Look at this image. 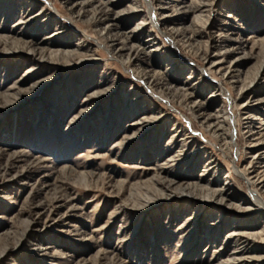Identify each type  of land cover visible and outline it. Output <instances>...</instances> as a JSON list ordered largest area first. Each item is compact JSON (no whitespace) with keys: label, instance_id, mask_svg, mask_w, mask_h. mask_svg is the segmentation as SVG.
Here are the masks:
<instances>
[{"label":"rangeland","instance_id":"1","mask_svg":"<svg viewBox=\"0 0 264 264\" xmlns=\"http://www.w3.org/2000/svg\"><path fill=\"white\" fill-rule=\"evenodd\" d=\"M151 4L130 65L119 39ZM263 42L264 0H0V264H264V71L242 91ZM147 66L226 124L230 149ZM207 183L222 206L179 195Z\"/></svg>","mask_w":264,"mask_h":264},{"label":"bare ground","instance_id":"2","mask_svg":"<svg viewBox=\"0 0 264 264\" xmlns=\"http://www.w3.org/2000/svg\"><path fill=\"white\" fill-rule=\"evenodd\" d=\"M164 5V4H163ZM138 7H134L133 6V8H130V9H128L127 11H129V12H133L134 13V11L137 9ZM109 10H110V5L108 4V3H106V4H103V5H101V8L100 9H97V10H95V12L92 14V16L90 17V20L89 21H91L92 23H94V25H95V27H100L102 24H103V22L105 21V19L106 18H110V13H109ZM155 8L153 7V5L151 4L150 5V11H149V13H148V18H147V15H146V17L143 19V22H141L140 23V25H139V27L134 31V32H132V33H129L128 35H124L122 38H120L119 39V41L121 40V49H126V50H128L129 51V56H128V58H127V60H126V62L128 63L129 62V64L131 65V61L132 60H138V53H137V50H135V46L132 44L133 43V41L135 40V32H136V34H137V32H140V33H142L143 31H146V29L148 28V22H150V24H153V26H157V24H156V19L154 18L155 16L154 15H156L155 14ZM138 11V10H137ZM126 12V11H125ZM90 22V23H91ZM181 32V33H180ZM110 33V32H109ZM174 33H175V35L176 34H179V36H184V37H186L185 36V32H182V31H179V30H174ZM173 34V33H172ZM202 34V33H201ZM118 35H114V38H115V40L114 41H117L116 40V37H117ZM137 36V35H136ZM112 37V36H111ZM194 37L195 36H190L189 38V40L191 41V40H194ZM113 38V39H114ZM178 38V37H177ZM181 39H183V38H181ZM149 40H151V41H153V40H155V39H149ZM114 41H112V42H114ZM188 41V40H187ZM190 41H188V44H190L191 42ZM257 42V41H256ZM264 43V42H263ZM192 44H190V46H191ZM156 48V50H158L159 49V46H155ZM28 52H30V53H32V54H34L35 53V51L33 50V49H29V51ZM63 54H65L66 55V57H70L71 56V52H69V51H65V52H63ZM130 54H131V56H130ZM51 55L53 56V54L51 53ZM59 55V53H55V55H54V57H57ZM40 59L41 60H45L44 59V57L43 56H41L40 57ZM205 60H207V58L205 57ZM223 60H224V58H223ZM213 61V60H212ZM216 61V60H215ZM209 62H210V60H209ZM142 65V64H141ZM140 65V66H141ZM209 65H210V63H209ZM211 65H213V64H211ZM139 66V65H138ZM143 67V66H142ZM214 67V66H213ZM219 67H220V65H219ZM232 67V66H231ZM234 67V66H233ZM140 68V67H139ZM215 68V67H214ZM235 68V67H234ZM149 69V67L147 66V67H145V68H143V69H139V71H140V73H142L144 76H148V79H149V81L151 82V84H152V87L153 88H156V89H158V90H160V92H161V94H165L166 93V95H169L168 97L170 98V99H173V100H178V101H180V103H183V104H185V105H187V106H190V110L193 112V114L195 115V114H197V116H200V118H201V120H203L204 122L203 123H205V125L206 124H208V126H206V127H208V129L209 130H212L213 131V134L214 135H216V137L217 138H219V139H221L222 140V142H224V146L226 147V148H229L230 149V147H231V143H232V141H234L233 140V138H231V135H230V132H229V128L227 129V128H225L224 127V125H226V124H219L220 122H216V123H213L212 122V116H213V114H211V113H209L205 108H203L201 105H199V106H197V107H195L196 106V104H197V99H195L196 97H194L195 96V94L192 92V93H187V92H185V91H183V90H179L178 88H175V86L174 85H172L171 83H169L168 81H164L162 78H160L159 76H157L156 74H153V75H149L150 74V70H148ZM217 69V68H216ZM223 70V69H222ZM231 68L229 67V69L226 71V74L228 75V73H230L231 72ZM136 71V70H135ZM264 71V61L263 62H261V64H260V67H259V69H258V71H257V73H256V75H255V78H254V80H252V82L249 84V85H246V86H244L243 85V88H242V91H243V89H245L246 88V90H250L251 89V87L252 86H254V84H255V82H256V80H257V78L260 76V74L262 73ZM235 72V71H234ZM242 87V86H241ZM245 90V91H246ZM249 93L251 94V93H253V91H249ZM248 93V94H249ZM246 94V93H245ZM247 96V95H246ZM258 101H259V99H258ZM256 102V101H255ZM262 102L264 103V99L262 100ZM261 102V103H262ZM253 103V102H252ZM186 106V107H187ZM206 106V105H205ZM262 107H264V105L262 106ZM194 108H196V111L194 110ZM242 109V108H241ZM245 111V110H244ZM246 114V113H245ZM249 114V113H248ZM193 115V116H194ZM225 115H226V113H225ZM250 115V114H249ZM196 116V117H197ZM217 116V115H216ZM228 116V115H227ZM254 117V116H253ZM160 117H150V118H147V120H148V125L146 126V128H145V130L147 129V128H150V127H152V124H155L156 123V121L159 119ZM227 118H229V117H227ZM258 118V117H257ZM249 119V118H248ZM252 119V118H251ZM198 120V119H197ZM215 120V119H214ZM222 120V119H221ZM257 121V120H256ZM255 120H253V122L252 123H254V125H257V122H256ZM141 122V121H140ZM248 122V121H247ZM250 122V121H249ZM146 123V122H145ZM144 123V124H145ZM211 123V124H210ZM224 123V122H223ZM228 123V122H227ZM229 124V123H228ZM247 125V124H246ZM227 126H229V125H227ZM253 126V125H252ZM259 126V125H258ZM207 129V128H206ZM257 129V128H256ZM251 131L253 130V128L251 127V129H250ZM255 130V129H254ZM211 131V132H212ZM258 131V132H257ZM254 132H257L256 133V135H253V137H255V136H257L260 140L259 141H257V143L258 144H260V146H262L261 148L262 149H264V125H262V127H261V129H259V130H256V131H254ZM251 137H252V135H251ZM252 139V138H251ZM253 141V140H252ZM256 142V141H255ZM183 144H185V142L183 143ZM253 145H256V144H253ZM184 147L185 148H187L188 147V145H184ZM257 148V147H256ZM258 150V149H257ZM260 151H262V150H260ZM260 151H258V152H260ZM262 152H264V151H262ZM261 152V153H262ZM248 154V153H247ZM254 155V154H253ZM256 158V157H255ZM258 158V157H257ZM254 160V159H253ZM209 165V164H208ZM262 166V165H261ZM208 167V166H207ZM252 167V166H251ZM249 168V167H248ZM247 168V169H248ZM250 169V168H249ZM253 169V168H252ZM256 170V169H255ZM237 171V170H236ZM248 171V170H247ZM247 171H246V168H244V169H241V170H239L238 172H237V174L238 175H240L242 178H244V179H246V181L249 183V184H253V178H250L251 176H249L248 174H247ZM215 172H217V170L215 171ZM253 172V171H252ZM256 174H257V176H256V178H257V180H259L262 184H263V182H264V164H263V167H260L259 169H258V172H256ZM252 175V174H251ZM254 175V174H253ZM86 181V180H85ZM208 184V183H207ZM256 184V183H255ZM209 186H211L210 184H208L206 187H204V186H201V185H188V184H186V186L184 187V188H182V191H181V193L179 194V195H193V193L192 192H186L187 190V188H189V189H191V190H194V191H197V192H200L201 194H204V193H207L206 195H204L203 197H205L206 199H204L203 200V202L204 203H206V202H209V203H212V204H214V205H218V206H222L223 205V198L225 197L224 196V191L225 190H220V188L222 189V187H220V188H217V189H214V190H212V189H210V188H208ZM168 187H171V185H168L167 186V188ZM220 191H219V190ZM178 190H181L180 188L178 189ZM173 191H175V190H173ZM162 192V191H161ZM161 192H159V193H161ZM180 192V191H179ZM258 191H252V195H253V197L255 198V200L257 201V202H259V204L261 205V207L264 209V203L262 202V200L260 199V197H259V195H258V193H257ZM264 193V192H263ZM161 195L162 196H164L165 195V192L163 193H161ZM179 195H175V194H171V195H168V199H179L180 197H179ZM181 197H183V196H181ZM225 199V198H224ZM153 200V199H152ZM195 202H197V201H195ZM225 202V201H224ZM188 203L189 204H193L194 203V200L191 198V199H189V201H188ZM197 206V205H196ZM231 237V236H230ZM245 238V237H244ZM244 252H246V254H248V251L246 250V251H244ZM245 255V253H243V256ZM248 255H250V254H248ZM240 256V259H238L239 261H244V260H246V258L245 257H243V256H241V255H239ZM237 257V256H236ZM258 259V258H257ZM228 261H230V259H227ZM234 260V259H233ZM226 262V261H225ZM250 262H252V261H250ZM259 262V261H258Z\"/></svg>","mask_w":264,"mask_h":264}]
</instances>
